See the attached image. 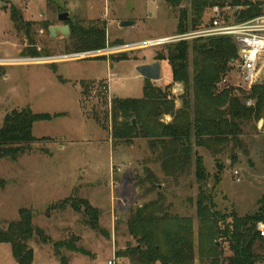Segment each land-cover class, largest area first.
<instances>
[{
  "label": "rangeland",
  "instance_id": "rangeland-1",
  "mask_svg": "<svg viewBox=\"0 0 264 264\" xmlns=\"http://www.w3.org/2000/svg\"><path fill=\"white\" fill-rule=\"evenodd\" d=\"M260 1L263 13L264 0ZM12 6L32 23L28 32L14 23ZM179 10L165 0H0V60L29 59L33 57L28 55L32 45L44 57L62 59L76 54L70 34H50L51 26L67 23L58 20L63 11L71 13L68 23L107 24L108 47L95 57L0 64V127L14 109L31 107L35 113L57 115L36 121L33 132L39 139L17 159L0 158V227L7 228L19 219L20 209L27 208L33 212L35 224L50 238L44 243L35 236L31 242L33 264H132L128 258L117 257L116 252L137 244L129 232L132 212L158 198L170 214L193 218L195 264H200L197 198L202 190L223 214L246 216L264 208V112L259 121L241 122L238 144L232 141L222 150L221 142L194 148L202 155L208 172L204 182L196 179L194 165L178 177L166 175L147 138L137 137L127 144L111 136L112 120L107 114L112 98L143 97L146 78L135 64L155 60L165 50L168 44L145 42L176 35ZM235 11V7L228 9L227 17L238 23L231 16ZM212 15L209 10L203 18L205 24ZM127 20L134 24L121 26ZM120 47L128 48L118 51ZM124 55L126 59H121ZM162 69L164 81L155 86L166 89L172 80L167 60H162ZM82 81L89 83L87 92ZM104 83L106 92L100 87ZM258 83L264 84V72ZM171 84V97L176 105L178 100L183 104L184 85ZM218 84L220 90L234 86L237 94L254 87L242 80L237 69ZM179 85L182 90H175ZM247 102L254 104L251 99ZM166 116L164 121H172ZM82 199L99 210V230L89 224L85 206L81 210L73 207V201ZM66 242L83 252L70 249ZM217 244L225 256L230 255L228 243L219 237ZM257 248V264H264V245ZM0 264H19L9 243H0ZM219 264H227L225 257Z\"/></svg>",
  "mask_w": 264,
  "mask_h": 264
},
{
  "label": "trees",
  "instance_id": "trees-1",
  "mask_svg": "<svg viewBox=\"0 0 264 264\" xmlns=\"http://www.w3.org/2000/svg\"><path fill=\"white\" fill-rule=\"evenodd\" d=\"M165 1L180 9L177 33L207 25L203 18L215 5L237 8L238 14L235 16V11L233 15L241 22L257 17L262 12L263 4L260 0ZM11 17L19 28L25 27L27 32L32 27V23L24 20L17 7L12 6ZM69 24V38L74 43L75 52L108 47L106 23L94 21L87 26L77 21ZM29 54L42 55L34 45L29 48ZM238 58L237 44L230 35L168 44L164 51L155 56V60H167L172 70L171 83L180 82L184 85L182 106L177 108L171 97V83L164 89L146 78L143 97L112 98L111 111L107 114L112 120V138L127 144L133 143L137 137L147 138L155 160L160 163L166 175L178 177L188 173L194 165L196 179L204 182L208 172L202 155L195 152L194 148L209 147L212 143L221 142L222 150L232 141L238 144L241 122L244 119L259 121L263 118L264 84L258 83L250 92L242 91L240 94L236 93L234 86L222 90L218 87V83L235 69L233 64ZM121 59H126V56ZM82 84L87 92L90 89L89 83L82 81ZM100 87L108 91L106 83ZM250 99L254 100V104H248ZM168 114L173 118L170 122L163 120V116ZM55 116L35 113L31 107L14 109L8 113L0 127V158L17 159L31 143L39 139L33 132L36 121ZM133 119L137 120L136 124ZM72 203L76 210L85 206L89 224L94 229H100L97 208L85 199ZM197 216L200 219V264H219L222 257H225L227 264H257L260 259L257 247L264 245V237L258 229L259 224L264 223V208L246 216L223 214L216 210L213 198L202 190L197 198ZM129 232L136 238L137 244L118 249L117 257L128 258L132 264H195L197 249L193 218L170 214L160 198L132 212ZM35 236L40 237L44 243L50 242L43 229L33 221V212L27 208L20 209L19 219L7 228L0 227V243L11 244L12 254L19 264H33L35 253L31 242ZM219 237L228 243L230 255L225 256L224 250L217 244ZM64 245L83 252L71 242Z\"/></svg>",
  "mask_w": 264,
  "mask_h": 264
},
{
  "label": "built area",
  "instance_id": "built-area-1",
  "mask_svg": "<svg viewBox=\"0 0 264 264\" xmlns=\"http://www.w3.org/2000/svg\"><path fill=\"white\" fill-rule=\"evenodd\" d=\"M230 8L231 6L228 5L225 7L215 5L210 8L213 15L209 24L187 32L176 33V35L147 40L145 43L147 45H160L176 43V41L181 40L193 41V39L207 38L209 36L230 35L234 38L239 51V58L233 65L239 71L242 80L249 87H253L258 84L261 73L264 72V12L255 18L233 23L227 17V10ZM231 16L234 17L233 14ZM127 48L120 47L118 51H125ZM105 49L78 52L67 55L62 59H58L55 56H33L29 57V59L12 58L11 60L1 59L0 64H22L29 62L54 63L62 60L83 59L92 56L95 57L94 54L99 55L98 51H104ZM235 173L239 174V171ZM258 229L264 237V223H260ZM109 264H113V261H109Z\"/></svg>",
  "mask_w": 264,
  "mask_h": 264
},
{
  "label": "water",
  "instance_id": "water-1",
  "mask_svg": "<svg viewBox=\"0 0 264 264\" xmlns=\"http://www.w3.org/2000/svg\"><path fill=\"white\" fill-rule=\"evenodd\" d=\"M238 14V11L235 12V16ZM58 20L61 22H67L63 23L61 25H55L50 27V34L51 36L55 37L57 32L62 33L63 35H69L71 31L70 24L68 21L71 20V13L70 11H63L59 14ZM134 24L133 20H127L123 21L121 23V26H127V25H132ZM136 70L145 78H148L152 81H158L161 79V62L160 61H154L152 63H144V64H139L136 66ZM133 123L136 124L137 120L133 119Z\"/></svg>",
  "mask_w": 264,
  "mask_h": 264
},
{
  "label": "crops",
  "instance_id": "crops-1",
  "mask_svg": "<svg viewBox=\"0 0 264 264\" xmlns=\"http://www.w3.org/2000/svg\"><path fill=\"white\" fill-rule=\"evenodd\" d=\"M155 60L154 59H152V60H145L144 62H142L141 64H144V63H152V62H154ZM160 62H161V69H162V60H160ZM136 66L137 65H139V64H135ZM161 80H163V69H162V73H161V79L160 80H158V81H152L153 83H155V85H157L156 83H161V82H159V81H161ZM164 81V80H163ZM172 81V80H171ZM170 81V82H171ZM182 90V87L179 85V87L177 88V89H175V90ZM182 106V102L180 101V100H178L177 101V105H176V107L177 108H179V107H181ZM166 118H168V121H170V120H173V118H172V116L171 115H167L166 116Z\"/></svg>",
  "mask_w": 264,
  "mask_h": 264
}]
</instances>
